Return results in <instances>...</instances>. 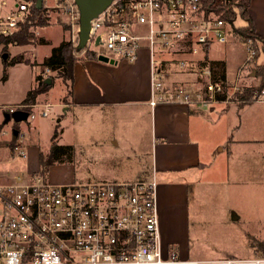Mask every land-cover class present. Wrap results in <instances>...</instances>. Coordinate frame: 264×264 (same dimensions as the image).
<instances>
[{"label":"built area","instance_id":"built-area-1","mask_svg":"<svg viewBox=\"0 0 264 264\" xmlns=\"http://www.w3.org/2000/svg\"><path fill=\"white\" fill-rule=\"evenodd\" d=\"M31 5V0H0V59L3 39L27 20ZM51 7L67 17L66 40L76 46L79 10L75 1L56 0ZM139 26L146 27V34L135 32ZM229 34L230 23L213 12L205 13L201 0H112L90 20L88 39L76 56L103 43L107 52L102 54L132 63L146 50L150 105H215L229 102L231 92L221 80L211 78L209 68L201 69L200 87L189 90L167 83V65L184 67L187 60L178 59V53L205 56L211 43H226ZM157 51L160 58L155 56ZM253 55L248 48L244 64ZM239 78L240 70L233 92L239 89ZM260 94L255 92L254 100H261ZM52 106L48 102L0 103V144L11 149L10 156L25 154L13 143V129L4 127V114L24 111L25 120L31 121L38 114L46 117ZM23 180L0 169V264H264L260 253L203 260L177 258L175 252L164 255L153 172L148 178L127 181L52 183L40 173Z\"/></svg>","mask_w":264,"mask_h":264},{"label":"rangeland","instance_id":"rangeland-1","mask_svg":"<svg viewBox=\"0 0 264 264\" xmlns=\"http://www.w3.org/2000/svg\"><path fill=\"white\" fill-rule=\"evenodd\" d=\"M55 2L56 0H43L42 6L47 7L45 12L48 15V25L36 29V38L33 42L25 45L8 44L5 61L0 59V103L24 102L27 92L36 85L37 75L46 78L56 74L55 71H49L40 64L49 50V45L46 44L67 39L64 28V19L67 17L63 16L60 10L51 7ZM242 22L238 15L234 25L239 26ZM134 30L138 34L147 32L145 26H139ZM104 31L102 29V32ZM232 37L234 35L229 34L226 43H211L207 58L227 55L226 76L234 82L239 58L243 53L247 54V51L243 43L230 45L234 41ZM93 50L98 54L107 52L103 43L95 45ZM155 54L156 58H160L158 51ZM196 55L204 57L202 52ZM15 57L21 59L16 61ZM253 59L254 57L239 68L242 77L237 81L238 88L242 85L258 84L259 79L255 77V73L253 76L248 75L249 72H255ZM261 59L262 55L258 61ZM168 67L177 68L171 64L167 65ZM177 71L169 70L166 80L178 86L176 83L178 80L175 81ZM198 80L196 86L200 87L204 80L197 77ZM229 89L230 95L233 96L235 91H232V85ZM62 91L63 82L61 79H55L49 94L55 97ZM255 92L257 93L252 92L251 103L240 107L237 104L243 101L232 99L230 96L229 111L224 112L220 123L225 120L238 123L243 112L242 117L245 121L243 132L247 137L244 141L245 150L242 148L233 150L231 157L228 156L227 150H211L214 152L210 156L213 158L216 155V160L214 165L202 171L200 181L191 195L189 233L186 244H182L180 249L182 254L178 255V258L203 260L229 256L251 257L261 253L250 243L251 240H264V102L253 101ZM259 93L261 94L257 98H264L263 92ZM221 106L206 104L201 108L207 119L215 120L221 113L219 111ZM212 107L215 109L210 110ZM58 112L61 117V108L49 107L46 117L38 114L34 120L19 122L10 118L4 124L7 130L13 129L14 126L19 130L21 137L17 142L20 143L19 147L25 157L17 155L12 157L8 154L9 150H0L1 171L19 174L24 178L23 181L40 173L38 155L39 152L45 153L55 147V142H52L54 130L65 131V136L58 141H64L71 134L72 137L76 134L71 131V127L76 121L74 114H77V111L69 110L62 120H58ZM8 138L7 136L6 139ZM1 145L4 146V142H1ZM108 145L112 147L111 144ZM29 147L35 150H29ZM149 152L150 150H71V160L54 163L44 177L52 183H57L55 181L60 179H66L62 183L130 180L142 164L148 163Z\"/></svg>","mask_w":264,"mask_h":264},{"label":"crops","instance_id":"crops-1","mask_svg":"<svg viewBox=\"0 0 264 264\" xmlns=\"http://www.w3.org/2000/svg\"><path fill=\"white\" fill-rule=\"evenodd\" d=\"M248 12L256 33L264 37V0H250ZM242 21L241 25H245V20ZM232 38L234 41L230 45L243 43L247 51V54L245 52L239 58V70L247 59L249 47L237 37ZM60 41L61 39L46 44L49 45V50L43 57ZM171 55H167L168 58H172ZM261 55L263 56L258 54L252 63H262L263 59L258 61ZM196 56L178 53V59L187 60L186 65L178 69L167 68V72L178 70L175 78V81L178 80V86L191 90L193 87H199L196 86L199 82L197 77L204 80L201 70L195 67L204 57ZM227 58V55L210 58L224 62L225 76ZM149 77V54L146 50L132 63L122 60L109 63L97 58H80L73 65L70 92L63 83L61 94L51 96V86L47 91L39 93L35 99L36 102H48L52 103L54 108H61L62 115L60 117V113H57L58 120L65 119L69 110L77 111V114H74L76 121H73L71 127V131L76 134L74 137L71 134L64 141H58L65 136V131L55 129L52 142H55L56 146L70 145L73 150H150L148 163L142 164L130 180L148 178L154 173L157 184L158 228L163 254L175 252L178 258L189 233L191 195L200 181L202 171L214 165L216 160V155L211 158L214 152L211 150H227L229 157L233 150H245V121L242 112L238 123L227 120L220 123L221 116L229 111L228 102L220 103L221 113L215 120L206 118L201 108L203 105H187L180 102H159L150 105ZM226 82V86H231L235 80L232 82L226 76ZM167 83L170 81L167 80ZM253 101L264 102V98ZM250 103L237 105L240 107ZM19 134L20 132L13 140L18 146L20 143L17 139L21 137ZM28 149L35 150L33 147ZM0 150L11 149L5 144H0ZM65 181L66 179H60L55 182Z\"/></svg>","mask_w":264,"mask_h":264},{"label":"trees","instance_id":"trees-1","mask_svg":"<svg viewBox=\"0 0 264 264\" xmlns=\"http://www.w3.org/2000/svg\"><path fill=\"white\" fill-rule=\"evenodd\" d=\"M31 1V11L27 20L13 35L3 39V52L8 53L7 46L10 43L25 45L33 42L36 38V29L48 25V15L45 12L47 7L41 6V8H37L35 0ZM201 2L205 13L208 14L213 12L230 23L231 34L247 43L248 47L254 50V58L260 53L263 54V62L260 64L255 63L254 66L255 77L259 78L258 84L256 86L242 85L233 93V96H231L232 99L243 101L242 103H249L251 102L252 92L257 91V93H259L264 90V37L260 36L255 31L252 18L248 12L250 0H201ZM238 15L245 20V25H234V21ZM78 52L76 46L67 40H62L56 46L51 47L50 53L43 58L40 64L49 71H55L56 74L50 76V84L45 85L44 78L37 75L36 85L27 92L24 102H36V96L39 93L47 91L52 86L55 78H60L67 87L68 92H70V85L73 82L74 62L80 58H97V54L93 50H87L81 57L76 56ZM15 58L16 61L21 59L20 57ZM26 62L28 61L26 60ZM195 67L199 69V71L205 67L209 68L211 71V78L213 80H221L224 85H226L227 82L223 61L210 60L205 55L202 60L196 63ZM54 137L55 134L52 136V139ZM15 138L16 136L13 135L12 140ZM71 150H73V147L70 145H55V147L48 152H39L40 174L44 175L48 171V168L54 163L70 161ZM250 243L251 246L256 247L261 252L260 254L264 255V240H251Z\"/></svg>","mask_w":264,"mask_h":264},{"label":"water","instance_id":"water-1","mask_svg":"<svg viewBox=\"0 0 264 264\" xmlns=\"http://www.w3.org/2000/svg\"><path fill=\"white\" fill-rule=\"evenodd\" d=\"M78 10H79V19H78V42L76 45V49L80 51L86 44L88 39V32L90 27V20L96 17L112 0H74ZM43 4V0H35V5L37 8H41ZM99 35L96 37V43L99 40ZM7 53L4 52L2 54V59L5 60ZM97 59L103 62L114 63L116 62L114 59L109 58L105 54L99 53L97 55ZM254 71L251 72V76L254 75ZM51 79L49 77L44 78V85L50 84ZM26 112L24 111H15L11 115L8 113L4 114V123H6L10 118H12L15 122H19L21 120L26 119ZM13 135L17 136L18 129L13 128Z\"/></svg>","mask_w":264,"mask_h":264}]
</instances>
